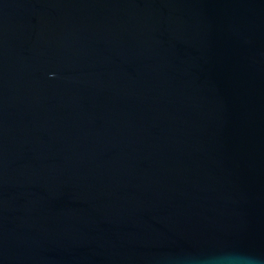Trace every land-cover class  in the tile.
I'll use <instances>...</instances> for the list:
<instances>
[{"label": "water", "instance_id": "1", "mask_svg": "<svg viewBox=\"0 0 264 264\" xmlns=\"http://www.w3.org/2000/svg\"><path fill=\"white\" fill-rule=\"evenodd\" d=\"M0 264H264V0H0Z\"/></svg>", "mask_w": 264, "mask_h": 264}]
</instances>
